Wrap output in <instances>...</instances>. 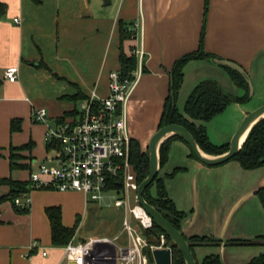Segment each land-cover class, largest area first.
<instances>
[{"label":"crops","instance_id":"crops-1","mask_svg":"<svg viewBox=\"0 0 264 264\" xmlns=\"http://www.w3.org/2000/svg\"><path fill=\"white\" fill-rule=\"evenodd\" d=\"M0 1L6 5L0 15V178L29 181L33 170L54 164L45 137L48 127L74 115L93 92L106 96L110 73L121 68V51L132 54L142 44L146 71L128 112L131 136L144 149V140L158 130L173 65L199 49L206 0ZM121 22L135 31V37L122 40ZM205 49L242 66L251 78L253 94L248 104L233 102L210 121L191 119L185 104L202 80H216L231 95L246 93L224 67L211 58H199L184 68L177 106L184 116L206 127L214 144H230L244 117L264 104V0H209ZM11 66L19 67L15 82L5 77ZM79 94L85 98L77 99ZM39 108L47 109V122L35 121L33 110ZM14 119L22 123L13 132ZM30 142L32 149L14 151L21 155L16 162L27 167L12 170V148ZM176 168L184 169L167 177L166 186L177 208L189 214L182 223L184 234L221 240L194 248L198 264L211 254L219 255L223 264H248L264 254V239H259L264 235V205L258 194L264 187V166L248 170L237 160L209 166L191 156L186 142L176 139L160 174L166 176ZM9 192L8 185L0 186V198ZM31 199L25 212L11 201L0 204V264H68L66 245L52 242L46 209L61 207L63 223L73 227L87 211L88 196L36 189ZM80 229L79 223L72 240L90 237L80 236ZM236 239L257 243H231ZM33 241L41 248L31 250Z\"/></svg>","mask_w":264,"mask_h":264},{"label":"built area","instance_id":"built-area-1","mask_svg":"<svg viewBox=\"0 0 264 264\" xmlns=\"http://www.w3.org/2000/svg\"><path fill=\"white\" fill-rule=\"evenodd\" d=\"M137 67L130 76L120 70L110 73L108 94L98 96L93 92L82 101L74 115L61 121L56 127H48L45 137L52 146L54 164H42L30 174V189L15 199V204L27 208L31 204V192L36 189L77 191L88 196V202L102 200L109 190L121 192L115 205L124 210L122 233L119 236H90L72 240L65 246L68 264H150L147 249H171L165 233L151 244L145 230L154 221L138 202L140 182L131 161L132 136L129 127L128 104L136 85L144 73L146 51L144 45L133 49ZM10 82L19 78V67L6 69ZM45 108L33 110L37 122H47ZM134 220V223H133ZM41 248L33 241L30 249ZM42 254L46 256L45 249ZM30 256V253L26 254Z\"/></svg>","mask_w":264,"mask_h":264},{"label":"trees","instance_id":"trees-1","mask_svg":"<svg viewBox=\"0 0 264 264\" xmlns=\"http://www.w3.org/2000/svg\"><path fill=\"white\" fill-rule=\"evenodd\" d=\"M6 9V5L0 1V15ZM209 12V0H206L205 5V17L204 24L201 32L200 46L195 52L188 53L183 57L179 58L171 70L170 79V89L169 95L165 100V105L163 109L162 116L158 125V129L170 124H180L185 126L195 137L199 146L209 154H222L229 150L230 144L225 143L221 145L214 144L207 133V129L204 125H197L189 118L184 116L183 113L179 111L177 106V99L179 96V91L184 82V68L185 66L194 59H205V58H217L214 54H211L205 49V39H206V21ZM121 37L122 40L131 39L135 37V31L126 28L124 22H121ZM121 68L120 72L124 76H130L132 71L137 67V58L135 54H127L121 51L120 54ZM224 67L233 80L241 87H243L246 93L243 96L231 95L223 90L220 84L213 79L202 80L192 91L188 97L184 111L185 113L194 120L210 121L215 116L223 112L229 104L233 102L245 103L250 99V85L243 75L237 70L229 67ZM144 71L146 68L144 67ZM3 84V79L0 77V90ZM78 98H85V95H80ZM22 121L20 119L12 120L11 129L12 131H17L21 129ZM176 139H180L178 136H171L166 139L160 148L161 156V169L165 166L169 160V154L172 142ZM48 148L51 149L52 146L47 144ZM34 142L22 145L18 148H12L10 155L11 169L25 168L26 164H18L16 160L21 157L20 154L14 153L15 150H26L32 149ZM191 156L197 158L194 151L191 149ZM198 159V158H197ZM231 160H237L244 169H256L264 166V118L258 122L252 129L246 143L244 144L241 151L234 156ZM230 160V161H231ZM131 161L133 163L134 169L137 173L139 182L141 183L150 172V156L142 148L141 143L137 139H132L131 146ZM229 162V161H228ZM184 168H176L172 173L166 176H161L159 173L152 184L146 189L144 193L145 199L154 205L175 227H177L181 232L182 223L188 217V213L181 211L177 208L175 202L170 198L167 186L166 178L173 177L179 171ZM8 185L10 187V192L4 197L0 198V204L5 201H11L14 207L22 212L27 211V208H20L15 204V199L19 198L24 192L29 191L30 182L15 180L12 177L0 178V186ZM154 188V192H153ZM258 194L264 205V187L258 191ZM47 215L50 219L52 226V242L56 246H65L71 242L73 237L77 232L78 225L80 223V218L77 224L73 227H68L63 223L62 209L58 206L48 207L46 209ZM161 233H165L160 227L155 223L152 228L145 230V234L151 244L158 243V237ZM166 234V233H165ZM184 234V232H183ZM167 235V234H166ZM191 250L194 253V248L196 246L208 245V244H220L221 240L216 237L210 236H186ZM168 240L172 247V264H186L185 259L181 251L174 245L170 237L167 235ZM259 239H264V235L260 236ZM231 243L239 244H255L257 240H247V239H236L231 240ZM150 258V264H155L153 255L150 249H147ZM202 264H223L219 255L211 254L204 258ZM248 264H264V254L253 258Z\"/></svg>","mask_w":264,"mask_h":264},{"label":"water","instance_id":"water-1","mask_svg":"<svg viewBox=\"0 0 264 264\" xmlns=\"http://www.w3.org/2000/svg\"><path fill=\"white\" fill-rule=\"evenodd\" d=\"M212 60H214L219 65L229 66L240 72L250 85V95L253 94L251 78L242 66L227 59L212 58ZM263 118L264 104L249 112L244 117L230 142L229 150L218 155L205 152L199 146L193 134L185 126L180 124H170L161 127L151 137L149 143L150 172L148 176L140 183L138 188V202L152 217L154 223L160 227L170 237L174 245L178 247L184 256L186 264H198V262L183 232L175 227L154 205L149 203L144 197L146 189L152 184L157 175L161 172L160 148L162 143L171 136H178L190 146L201 162L209 166H219L230 161L241 151L252 129ZM153 259L155 264H172V250L156 248L153 250Z\"/></svg>","mask_w":264,"mask_h":264},{"label":"rangeland","instance_id":"rangeland-1","mask_svg":"<svg viewBox=\"0 0 264 264\" xmlns=\"http://www.w3.org/2000/svg\"><path fill=\"white\" fill-rule=\"evenodd\" d=\"M243 104H248L245 102ZM145 132V127L144 130ZM157 131V130H156ZM155 131V132H156ZM143 132V133H144ZM154 132V133H155ZM153 133V134H154ZM147 134H145L146 136ZM153 136V135H152ZM151 136V137H152ZM150 139L144 140V150L150 155L149 143ZM154 192V188H153ZM122 193L115 190H109L105 193L102 200L90 201L87 207V211L82 218H80V236H119V243L125 242L127 239V234L122 233L123 220H124V210L115 205L117 198H121ZM134 223V220H133Z\"/></svg>","mask_w":264,"mask_h":264}]
</instances>
